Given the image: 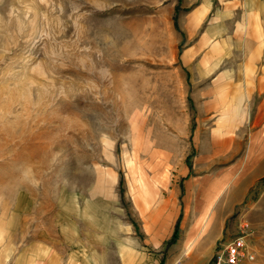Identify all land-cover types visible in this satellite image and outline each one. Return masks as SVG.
Instances as JSON below:
<instances>
[{
    "label": "rangeland",
    "instance_id": "374dc122",
    "mask_svg": "<svg viewBox=\"0 0 264 264\" xmlns=\"http://www.w3.org/2000/svg\"><path fill=\"white\" fill-rule=\"evenodd\" d=\"M168 1L0 0V264H44L28 243L56 238L60 215L114 240L98 264H126L134 239L150 264H216L252 213L264 222V179L237 203L264 159V102L242 116L237 85L196 80Z\"/></svg>",
    "mask_w": 264,
    "mask_h": 264
},
{
    "label": "crops",
    "instance_id": "0c3cea01",
    "mask_svg": "<svg viewBox=\"0 0 264 264\" xmlns=\"http://www.w3.org/2000/svg\"><path fill=\"white\" fill-rule=\"evenodd\" d=\"M168 2L182 33L189 38V41L194 39L186 49L185 58L186 64L193 68L191 72H194L196 80L204 81L208 78L210 84L218 85L219 91L222 85L229 87L237 85L233 96L236 100L244 102L259 98L264 102V0H169ZM206 91L212 92L210 89ZM213 93L215 94V91ZM230 93L231 91L219 92L217 97L230 98L232 97ZM251 107V103L248 107L244 102L239 110L241 115H248L247 109ZM259 108L264 109V104ZM231 127L232 123H228L226 131ZM261 161L256 162L250 158L246 161L240 178L241 197L237 203L246 199L253 201L251 198H256L258 201L262 192L253 191L254 186L264 179V159ZM231 185L232 188L238 187L233 174L222 181L220 190L215 189L213 192L210 211L214 209L213 205L220 194ZM210 199L211 197L208 198L209 201ZM223 209L220 204L218 211L222 212ZM254 213L251 215V220L255 230L250 240L248 239V246L255 259L247 260L244 264H264V222L256 218ZM216 215L217 213L209 223L206 219L208 231L212 229ZM60 217L61 215L58 217V236L56 238L44 236L42 239L30 241L27 258L36 259V263L43 261L44 264L46 259L51 261L59 258L65 260V264H84L82 261L86 259L88 262L85 264H98L97 254L100 249L98 245H103L101 247L104 249V243L114 240L98 239L97 231H94L96 236L94 239L91 235L77 237L73 233L76 234L79 228L81 233L82 227L69 228L66 221L64 222ZM205 226L204 224L203 227ZM163 240L152 239V242L162 243ZM127 243L122 250V258L127 262L126 264H150L148 260L150 258L146 257L141 248L140 239ZM86 254H89L88 258L85 257Z\"/></svg>",
    "mask_w": 264,
    "mask_h": 264
},
{
    "label": "built area",
    "instance_id": "2783aa9c",
    "mask_svg": "<svg viewBox=\"0 0 264 264\" xmlns=\"http://www.w3.org/2000/svg\"><path fill=\"white\" fill-rule=\"evenodd\" d=\"M244 227L241 232L232 238L219 255L216 264H244L247 260H254L255 255L250 252L248 237L250 232Z\"/></svg>",
    "mask_w": 264,
    "mask_h": 264
},
{
    "label": "trees",
    "instance_id": "16d2710c",
    "mask_svg": "<svg viewBox=\"0 0 264 264\" xmlns=\"http://www.w3.org/2000/svg\"><path fill=\"white\" fill-rule=\"evenodd\" d=\"M176 237H177V232L174 234L172 241H174Z\"/></svg>",
    "mask_w": 264,
    "mask_h": 264
}]
</instances>
